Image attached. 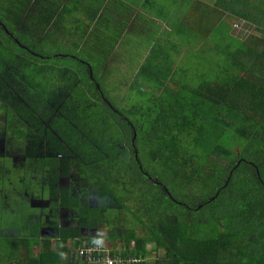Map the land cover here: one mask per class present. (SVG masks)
<instances>
[{"label":"trees","instance_id":"obj_1","mask_svg":"<svg viewBox=\"0 0 264 264\" xmlns=\"http://www.w3.org/2000/svg\"><path fill=\"white\" fill-rule=\"evenodd\" d=\"M31 1L0 0V22L4 24L0 25V88L8 84V89L0 94L7 101L14 100L10 84L11 80L16 82L13 73L19 75L22 67L29 72L39 69L43 77L51 69L65 76L78 72L81 78L77 80L83 87V77H93L95 81H89L90 85L99 88H93L94 101L108 105L112 117L106 126L100 121L75 129L77 125L68 123L71 132L83 130L92 134L83 137L84 144L77 153L74 136L63 127L61 114L53 122L57 128L52 125L51 131L44 130L40 119L49 118L52 112L51 100L42 103L45 96L33 101L35 107L6 113L7 118L10 114L20 118L12 135L24 136L33 129L39 135H48L41 162L44 170L49 169L43 173L38 157L20 160L15 168L22 165L20 168L26 172L19 175V190L9 189L13 175L0 171V196H5L0 201V214L13 217L4 228L0 225V264H71L73 254L68 244L77 248L102 242L99 237L88 235L101 218L109 226L107 240L119 241L120 251L110 255L141 260L133 264H264V0H209L213 5L210 12L198 15V0H167L176 9L180 6L178 10L186 6L194 13L188 16L175 11L172 20L159 19L170 23L163 34L175 38L171 39L173 44L168 42L173 46L171 51L178 37L193 36L202 28L206 35V15L210 20L225 17L229 21L227 29L218 34H224L227 41L216 40L221 50H213L216 57L210 77H206L210 69L206 70L203 64L197 70L188 66L180 72L174 70L172 63L166 65L158 59L159 49H154L157 42L148 44L133 76L132 91L140 94L141 101L124 109L102 92L92 66L96 63L102 69L103 61L97 55L81 52L77 61L61 60L56 50L46 53L34 49L39 46L38 30L49 28L53 13L45 19L48 24L33 26L34 33L29 22L33 23L38 11L30 8L35 14L27 13L26 8L39 4ZM154 5L159 6L158 1L146 0L149 12L155 14L171 7L163 2L156 10ZM239 22L253 29L254 36L247 43L228 33L233 23ZM212 34V39L217 36ZM202 42L212 44L209 36ZM105 45L114 46L110 42ZM89 48L87 42L80 51ZM80 51L68 50V54L78 56ZM124 54L125 49H121L120 62L126 64ZM26 80L31 86L37 84L30 73ZM41 83L40 89H46L51 80L45 77ZM41 94L45 95V91ZM37 111H41L39 117ZM83 111L86 117L87 111ZM112 130L126 131L130 138L134 135L131 143L127 139V152L117 137L111 145L102 136L105 146L91 147L93 135H109ZM23 141L12 138L14 147H20ZM70 150H74L77 160ZM41 152L39 148V156ZM88 154L89 158L85 156ZM1 157L5 158V154ZM59 179L69 180V187L62 186ZM92 186L98 199H111L121 213L115 207L110 210L112 216L107 217L86 207L88 187ZM41 200L47 203L46 207H31ZM196 202L199 203L195 206ZM61 209L74 213L76 222L64 237L59 235ZM203 216L206 218L201 219ZM118 227L123 233L117 238L113 231ZM42 230L48 236H42ZM138 231L142 234L138 235ZM112 247L115 249L116 245ZM73 264L86 263L75 260Z\"/></svg>","mask_w":264,"mask_h":264},{"label":"rangeland","instance_id":"obj_2","mask_svg":"<svg viewBox=\"0 0 264 264\" xmlns=\"http://www.w3.org/2000/svg\"><path fill=\"white\" fill-rule=\"evenodd\" d=\"M156 1H158L159 5H162L163 2H167L171 6L166 11L159 13L160 18L162 19L161 20L162 22L167 17H169L172 20L173 16L175 15V11H176V14L180 11L184 15H188V16H191L194 14L192 13V10L189 7L184 6L182 8L184 10H178L180 6H178V9H176V7L173 6L172 3L168 2L167 0H156ZM198 1H199V4H197L196 7H198L197 9L199 11H197L196 15H198L199 12L200 14H205L207 12H210L213 5L210 4L209 0H198ZM138 5L142 9L143 1L139 0ZM123 12L124 13L126 12L125 7L123 8ZM204 17H206V22H207L206 23V35H205L204 29L202 28L201 33L195 34L196 37L195 35L193 36L183 35L181 37H178L176 38L177 41L174 45L175 49L173 51H171L173 46L169 45L168 42H170V44H173L171 39H175V38H166V36L163 34L166 32L164 28L169 26L170 23L169 22L168 24L163 23L164 26L162 27L159 26L157 29L156 26H154L153 28V25L149 21L143 20L140 24V31H141L140 33L137 34V32H135L133 36H127L123 38V40H127L128 38V41L125 42L126 44L125 47L123 45L122 40H121L122 41L121 44H119L121 41L117 44L120 47L117 48L118 58H116V60L118 61L121 60V57L123 55V54L121 55V49H126V54H124L125 60H126L125 61L126 66L118 67L117 65L111 66L110 64L106 69L102 70V69H98V66L96 63L92 64L93 69H94L93 72L96 74L95 76L98 79L99 86H101L102 88V92H104L106 96L110 98L109 100L113 104H115L117 107L121 106L123 107V109L129 106L130 104H134L135 106L136 103H140L141 101L140 94H138L137 92L133 93L132 91V88L134 86L133 76L136 74L138 67L140 66V65L138 66V64H141L142 62V61L140 62V57L146 54L147 52L146 49L148 47V44L153 43V42H157L156 47L154 49H159L157 53L158 59L162 63L169 65L170 63L173 64V62H176V67L174 70H177L178 72H180L181 70H185L186 66L192 68L193 70H197L198 67L201 64H203V66L205 65L204 68L206 70L210 69L206 75V77H210L211 70L215 66L216 56L213 50L215 51L221 50V48L217 45L216 40L218 39V40L224 41L222 39V37H224V34L222 35V37H219L218 34L220 31L227 29V24L229 23V21L225 17H222L223 20H221V17L220 19L212 17L213 19L210 20L209 15H206ZM191 19L192 18H190V20ZM212 32H214L217 35L213 37L214 40L212 39V36H213ZM228 33L234 38L241 39L243 43L244 42L247 43L254 36L253 29L250 26H246L244 22L233 23V26L231 27ZM201 36L202 38L200 40ZM205 36H209V40L212 42L211 45L209 46L206 45V42L205 44H203L202 41ZM55 44H56V47L60 49L61 51L66 50L65 45L62 43L61 40H56ZM99 47H108V45L99 44ZM40 48L46 53L54 50V49H51L48 45H46L43 41L41 43ZM92 56L96 57V53L93 52ZM112 64H116V63L113 62ZM20 67L21 66H19V68ZM178 67H180L179 70H178ZM97 71L100 74H98ZM29 73L32 76V78H34L35 81H37V84H34L33 86L28 84V81L26 79L29 80ZM75 73L72 72L71 74H67L65 76L62 74H58L56 73L54 69H51L49 73L45 71L44 72L45 76L43 77L42 72L39 69H36V71L34 72H29L28 70L25 69V67L21 68L19 75H15V73H13L14 76L12 78L16 82H13L11 80V84L10 83L9 84L12 86V89H13L11 93V97H13L14 100L7 101L6 96L3 94H0V143H1V140L4 143V136L5 137L9 136L16 140L25 139L23 135H12L11 134V131L17 128V124L20 122V118L17 117L15 114H14L15 116L10 114L7 118L8 114L6 113L10 110L12 111V113L13 112L15 113V112H19L21 108L25 109L28 107L29 108L35 107L33 101L39 100L40 96H45L46 100L45 99L42 100L43 104H45L47 100H51L50 101L51 104L58 105L57 108H52L51 114H54V115L59 114V116L61 114V116L63 117L62 121H64L63 127L66 128V130L74 137H77L76 135L77 132H83V130H77L73 132L69 131L70 123L72 126H74L72 123L77 125L75 129L77 128L82 129L83 127H87V125L91 123H97L101 121L106 126V123H108L109 121L111 122L110 116L112 117V115L109 112L110 107L106 104H103L102 102H98V104H96V102L94 101V98H93L94 95L92 94V92H95L94 90L99 89V88H98V85H97V88L94 86L92 87V85H90L89 81H91L93 77L89 75L86 77H83L84 84H85V86L83 87L81 83L79 82V80H77V78H81V77L78 76V72H75ZM179 74L182 76V73H179ZM185 74L189 76L188 73H185ZM45 77L51 80V84L46 89H40L39 84H42L41 80H43V78ZM198 81L199 79H197V82ZM6 89H8V84L3 85V87L0 88V92L5 91ZM43 90L45 91V95L41 94V91ZM113 96H116V98H114ZM125 96L126 98L122 102L120 98L125 97ZM35 104L38 105V103H35ZM56 109L57 111L54 112ZM83 110L87 111L88 115H86V117L83 116L84 114L82 113L84 112ZM40 114H41V111H37L36 115L38 117L40 116ZM88 116H94V117L93 118L89 117L87 119ZM28 119H30V117L26 118V120ZM101 126L104 128L103 125ZM21 127L25 129V125ZM53 127L54 129L57 128V126L54 125V123H53ZM5 132H8V133L5 135ZM93 136L95 138V141H94V145H91V147H94V149L97 146L99 148H102L103 146H105L106 141L102 139V136H106V138L108 139V142L111 145L114 142V137H117V139H119V142L120 143L122 142L123 149L125 151L128 147L127 139H129V143H131L130 135L126 131L121 133V132L112 130V131H109V135H93ZM119 137H121V140ZM98 139H100V141H98ZM8 145L9 143L6 146ZM1 147L2 145L0 144V149ZM118 147L121 148V146H118ZM4 151L5 150H2V152L0 151V171L6 170L8 171V173L13 174L12 180L10 181L11 186H9V189L16 188L17 190H19L22 188L20 186L21 179L19 178V175L24 174L26 171L20 168L22 165L21 166L18 165L15 168V165H17L21 159L19 160L16 159L12 161V157H17V155L11 156L12 152L9 150V148L7 149L5 153V158L1 157ZM13 151L19 152L25 155L26 146L24 145L21 147H15ZM89 155L90 154L85 155V156L89 158ZM79 168H80V165H79ZM25 177L28 178L29 176L25 175ZM61 185L69 187L70 181L67 179H63L61 182ZM0 186H1V182H0ZM81 187H86V185H82ZM88 189L89 190L87 191L88 197H87L86 207L97 209L99 214L107 215V217L112 216V212L110 210L115 207H117L119 209V212L121 213V208L118 205H116V203L111 201V199L108 198L109 200L107 201L100 200L97 198L96 190L94 189L93 186H92V189L90 187H88ZM1 190L2 189H0V191ZM2 199H4V197L0 196V201ZM198 203L199 202H196L194 205L196 206ZM41 205L44 206V203H42ZM32 206H35V205H32ZM58 217L60 221L59 222V235L61 237H64L66 236L67 229L69 227L76 226V222L73 219L74 215L70 213L69 211L66 212L65 210H60ZM12 218L13 217L10 216V214H7L6 216H4V214H0V219H4V220H0V225L2 226V228H4L3 227L4 224H7V220H12ZM191 218L194 221V218L192 216ZM205 218L206 217L203 216L201 219H205ZM88 231H89L88 235L99 237L100 239H102L101 247L106 246L112 252L120 251L118 247V244H119L118 240L115 239L113 242H109V240H107V238L110 237L109 236V226L107 225L106 222H104L102 218L99 220V223L95 229L88 230ZM46 233L47 231L43 232L42 230L41 235L48 236L46 235ZM82 233L87 235L86 230H83ZM122 233L123 231L119 227L116 231H113V235L117 238L120 237ZM139 234H142V233L138 231V235ZM112 245H116V248L112 249ZM69 246L70 244H68V247ZM33 250L35 251V253H37L36 248H34ZM68 258L69 260L71 259V254H69ZM70 263L71 264L74 263L73 259L70 260Z\"/></svg>","mask_w":264,"mask_h":264},{"label":"crops","instance_id":"obj_3","mask_svg":"<svg viewBox=\"0 0 264 264\" xmlns=\"http://www.w3.org/2000/svg\"><path fill=\"white\" fill-rule=\"evenodd\" d=\"M142 1L143 5L141 9L138 5L139 0H32L31 3L39 4L36 8L31 5L26 8L27 13L34 12L35 14V10L38 11L35 15L36 18L33 19V23L29 22V26L33 29L34 33L36 30L33 26L42 27L45 23L48 24L45 19L50 13H53V19L48 25L49 28L47 30L44 28L38 30L41 34L38 35V41H36L39 46H35L34 49L40 51L43 41L51 49L58 51L55 53L60 56L59 59L61 60L70 58L77 61L81 56V52H87L88 55L95 52L98 59L100 58L103 61V65H101L102 69H106L110 64L111 66L117 65L119 67H124L126 64L116 60V58H118L117 48L120 47L117 44L122 40L125 47V42L128 41V38L127 40H123V38L129 36L130 33L133 35L135 32H137V34L140 33V24L143 20L149 21L153 25V28L156 26L158 29L159 26H164L159 20V14L149 12L150 6H146V0ZM124 7L125 13L123 12ZM154 7L158 10L160 5H154ZM30 8H34L35 10ZM1 24L4 25L0 22V25ZM2 28L5 30V26H2ZM222 38L227 41L225 36ZM56 40L62 41L66 48L65 51H61L56 47ZM122 41L119 44H121ZM87 42L91 43V48L80 51ZM109 42L111 45L114 44L113 47H108L109 50L107 49L105 51V47H99V44L105 45ZM68 50L80 51L78 52L80 55L75 56V54H68ZM113 62L116 64H112ZM172 65L175 69L176 62H173ZM93 81L95 80H92V82ZM57 106L58 105L49 104L51 108H57ZM53 122L54 121H52L51 125L49 123L50 128ZM7 140L9 141L10 137L5 138L4 136V147L8 144ZM7 149L8 146H6V150ZM11 155H17L18 158L24 161L26 157H33V159L37 158L39 153L37 148L32 150L30 146L26 149L25 155H21V153L15 151H12ZM59 180L62 181L63 179ZM42 203H44V205L47 204L42 200L34 204L42 206Z\"/></svg>","mask_w":264,"mask_h":264},{"label":"flooded vegetation","instance_id":"obj_4","mask_svg":"<svg viewBox=\"0 0 264 264\" xmlns=\"http://www.w3.org/2000/svg\"><path fill=\"white\" fill-rule=\"evenodd\" d=\"M57 111V109L54 111V112H56ZM60 116H59V114H56V115H54V114H50V116H49V118H41L40 119V121H41V123H42V125H43V127H44V130L45 131H51V128H50V125H51V123H52V121H55V120H57L58 118H59ZM49 123H50V125H49ZM28 127H31V126H28ZM32 128V127H31ZM30 129V128H29ZM33 129V128H32ZM76 135H77V137H74L73 138V144H74V149H75V152H77V153H80L81 152V147H82V145L84 144L83 143V137L85 136V135H92L91 133H88V132H77L76 133ZM25 136V139H24V141H23V144L21 145V146H26V149L27 148H29L30 146H31V148H32V150H35V148H37V149H42V152L40 153L41 155L40 156H38V158L40 159V162H41V160H43L44 161V153H46V152H44V149H43V146L46 144V137L48 136V135H45V133H43V134H38V132L36 131V130H34L33 129V131H28V133L26 134V135H24ZM54 136L55 137H58L59 138V136L58 135H55V133H54ZM132 136L134 137V135H131V138H132ZM7 142L9 143V145H8V148H9V150L12 152L13 151V149L15 148L14 146H13V142H12V138L10 137V140L8 141L7 140ZM1 145H2V147H1V149H0V151L2 152V150H5L4 151V153L3 154H5L6 153V146L4 147V143H3V141L1 140V143H0ZM20 146V147H21ZM73 151L74 150H70V152L72 153V157L75 159V160H77V156L75 155V154H73ZM133 151V150H132ZM125 152H127V151H125ZM130 152H131V150H130ZM12 156V155H11ZM58 157V156H57ZM19 160L20 158H18V157H12V161H14V160ZM77 162V161H76ZM41 169L43 170V173H45V171H46V173H47V171H48V169H49V167L46 169V170H44V167H43V165H42V162H41ZM41 170V171H42ZM73 173H75V171H73ZM13 175V174H12ZM62 181H60L59 180V183H61ZM3 197H5V196H3ZM32 205H35L34 203H32ZM36 206V205H35ZM40 206V205H39ZM31 207H34V206H31ZM44 207H46V205H44ZM61 210H63V209H61ZM66 212H68V210H65ZM70 213H72L71 211H69ZM59 214V213H58ZM73 215H75L74 213H72ZM74 219V218H73ZM75 221V220H74ZM84 235V234H83ZM84 236H86V235H84ZM70 247H72V244H70V246L68 247L69 249H70Z\"/></svg>","mask_w":264,"mask_h":264},{"label":"built area","instance_id":"obj_5","mask_svg":"<svg viewBox=\"0 0 264 264\" xmlns=\"http://www.w3.org/2000/svg\"><path fill=\"white\" fill-rule=\"evenodd\" d=\"M76 251V257L86 264H133L141 260L127 259L120 256H109L108 250H104L99 244L96 246L82 245Z\"/></svg>","mask_w":264,"mask_h":264},{"label":"clouds","instance_id":"obj_6","mask_svg":"<svg viewBox=\"0 0 264 264\" xmlns=\"http://www.w3.org/2000/svg\"><path fill=\"white\" fill-rule=\"evenodd\" d=\"M71 244H72V247H70V249H69V248H68V249L70 250V252H71V250H72L71 254H73V256H74L73 261H74V263H75V260H79V259L76 257V251H75V250L78 249L80 246L76 248V247L73 246V243H71ZM98 244L101 246V242L98 243ZM98 244H94L93 246H96V245H98ZM83 245H87V244H83ZM81 246H82V245H81ZM102 248H103L105 251L108 250L109 256H111L110 254H111L112 251H110L106 246H104V247H102ZM112 249H114V247H112ZM114 256H117V255L114 254V255H112L111 257H114ZM120 257H122V256H120ZM122 258H125V257H122ZM79 261H81V260H79Z\"/></svg>","mask_w":264,"mask_h":264},{"label":"bare ground","instance_id":"obj_7","mask_svg":"<svg viewBox=\"0 0 264 264\" xmlns=\"http://www.w3.org/2000/svg\"><path fill=\"white\" fill-rule=\"evenodd\" d=\"M118 255V254H117ZM112 256V255H111Z\"/></svg>","mask_w":264,"mask_h":264},{"label":"water","instance_id":"obj_8","mask_svg":"<svg viewBox=\"0 0 264 264\" xmlns=\"http://www.w3.org/2000/svg\"><path fill=\"white\" fill-rule=\"evenodd\" d=\"M136 153V152H135Z\"/></svg>","mask_w":264,"mask_h":264}]
</instances>
